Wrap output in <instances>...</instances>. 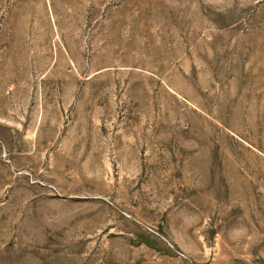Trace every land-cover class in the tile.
<instances>
[{
  "label": "rangeland",
  "instance_id": "1",
  "mask_svg": "<svg viewBox=\"0 0 264 264\" xmlns=\"http://www.w3.org/2000/svg\"><path fill=\"white\" fill-rule=\"evenodd\" d=\"M0 264H264V0H0Z\"/></svg>",
  "mask_w": 264,
  "mask_h": 264
}]
</instances>
